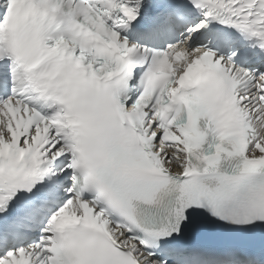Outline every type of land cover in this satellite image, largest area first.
<instances>
[{
  "label": "snow or ice",
  "instance_id": "snow-or-ice-1",
  "mask_svg": "<svg viewBox=\"0 0 264 264\" xmlns=\"http://www.w3.org/2000/svg\"><path fill=\"white\" fill-rule=\"evenodd\" d=\"M0 264H264V0H0Z\"/></svg>",
  "mask_w": 264,
  "mask_h": 264
}]
</instances>
